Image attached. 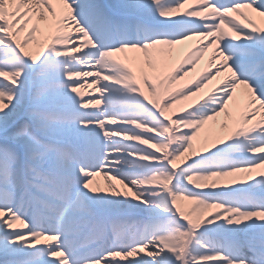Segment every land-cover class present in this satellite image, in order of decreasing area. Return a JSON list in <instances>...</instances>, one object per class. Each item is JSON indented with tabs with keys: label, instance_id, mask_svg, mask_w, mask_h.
I'll return each mask as SVG.
<instances>
[{
	"label": "snow or ice",
	"instance_id": "6c2138e0",
	"mask_svg": "<svg viewBox=\"0 0 264 264\" xmlns=\"http://www.w3.org/2000/svg\"><path fill=\"white\" fill-rule=\"evenodd\" d=\"M0 264H264V0H0Z\"/></svg>",
	"mask_w": 264,
	"mask_h": 264
},
{
	"label": "bare ground",
	"instance_id": "6f19581e",
	"mask_svg": "<svg viewBox=\"0 0 264 264\" xmlns=\"http://www.w3.org/2000/svg\"><path fill=\"white\" fill-rule=\"evenodd\" d=\"M82 91H84V90H82ZM89 91H91V90L89 89L88 91H84V92L87 94ZM93 94H95V93L93 92ZM98 179L100 180L101 185H105L103 177H99Z\"/></svg>",
	"mask_w": 264,
	"mask_h": 264
},
{
	"label": "rangeland",
	"instance_id": "374dc122",
	"mask_svg": "<svg viewBox=\"0 0 264 264\" xmlns=\"http://www.w3.org/2000/svg\"><path fill=\"white\" fill-rule=\"evenodd\" d=\"M84 91H88L89 89H83Z\"/></svg>",
	"mask_w": 264,
	"mask_h": 264
}]
</instances>
